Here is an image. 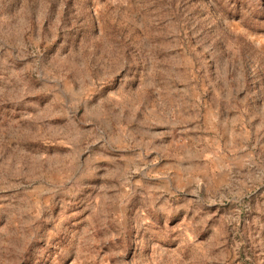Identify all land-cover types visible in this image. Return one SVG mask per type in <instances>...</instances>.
Returning a JSON list of instances; mask_svg holds the SVG:
<instances>
[{"label":"rangeland","instance_id":"1","mask_svg":"<svg viewBox=\"0 0 264 264\" xmlns=\"http://www.w3.org/2000/svg\"><path fill=\"white\" fill-rule=\"evenodd\" d=\"M0 264H264V0H0Z\"/></svg>","mask_w":264,"mask_h":264}]
</instances>
